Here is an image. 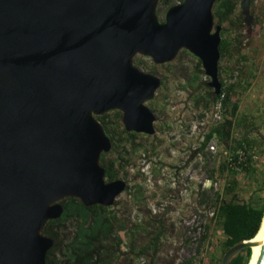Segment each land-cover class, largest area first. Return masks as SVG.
I'll return each instance as SVG.
<instances>
[{
	"label": "water",
	"instance_id": "95a60500",
	"mask_svg": "<svg viewBox=\"0 0 264 264\" xmlns=\"http://www.w3.org/2000/svg\"><path fill=\"white\" fill-rule=\"evenodd\" d=\"M158 1L0 0V264H45L52 238L41 229L62 198L109 206L123 190V179L103 177L111 141L96 116L116 109L125 130L154 132L145 102L160 77L134 54L164 63L183 49L218 92L215 0L170 4L161 20ZM248 4L239 2L246 24ZM252 244L235 241L217 264ZM254 264H264V230Z\"/></svg>",
	"mask_w": 264,
	"mask_h": 264
},
{
	"label": "rangeland",
	"instance_id": "374dc122",
	"mask_svg": "<svg viewBox=\"0 0 264 264\" xmlns=\"http://www.w3.org/2000/svg\"><path fill=\"white\" fill-rule=\"evenodd\" d=\"M179 1L168 0L170 4ZM239 2L237 0L235 13L242 18ZM166 8L157 3L155 11L159 20ZM247 12L249 22L242 21V29L230 26V33L241 30V34L247 35L259 24L264 26V0H249ZM222 25L228 24L223 22ZM197 59L183 49L164 63H154L148 56L138 53L132 57L134 65L156 74L161 83L145 102L155 116L152 134L135 132L132 138L128 137V142L124 134H119L123 128L120 115L112 122L111 131L117 141L105 152V158H112L121 151L126 162L117 174L125 181V186L107 206L113 212V228L121 240L110 264H181L185 259L204 264L209 250L213 248L216 252L218 249L221 236L208 222L212 203L210 199H202L221 185L218 177L212 180L208 176L210 167L217 161L215 140L209 141L214 149L194 152L201 134L214 119L213 104L203 108L194 103V92L188 86L187 81L195 71L201 81L198 91L212 88L206 85L208 77ZM253 90L252 94L246 91V99L255 93L264 97V84L261 90ZM261 129L264 130V126ZM262 156L264 158V154ZM242 195L245 197L247 191ZM207 222L210 225L207 239H201L203 225ZM72 225L69 220L58 228L59 246L72 233ZM141 246L145 247L138 255L130 251V248L137 250ZM55 255L58 260L62 259L59 251Z\"/></svg>",
	"mask_w": 264,
	"mask_h": 264
},
{
	"label": "trees",
	"instance_id": "16d2710c",
	"mask_svg": "<svg viewBox=\"0 0 264 264\" xmlns=\"http://www.w3.org/2000/svg\"><path fill=\"white\" fill-rule=\"evenodd\" d=\"M158 3L166 7L170 5L168 0H159ZM236 3L237 0H215L212 6L214 23L228 24L220 26L219 30L217 62L223 63L217 64L218 92L214 94L212 88L199 92L201 81L195 71L187 81L194 92V103L206 108L216 98L219 99V117L209 123L194 149L196 154L208 151L209 141L215 140L217 161L210 167L208 176L212 180L215 177L221 180L217 190L202 198L210 199L212 207L208 222L221 236L217 254L211 248L204 264H217L221 253L232 243L256 236L264 218V158H261L264 154V130L261 129L264 126V97L255 93L250 99L245 98L246 91L252 94L253 89L259 91L263 88L264 26L259 24L247 35L241 34V30L230 33V26L243 27V19L235 13ZM197 63L200 65L198 59ZM222 74L224 77H221ZM119 115L118 110H109L96 116L111 144L117 141L111 129L112 122ZM119 132L125 135V139L136 134L124 128ZM125 162L121 151L112 158H105V152H101L99 163L103 166L104 179L117 178ZM246 191L244 197L242 194ZM59 202L62 206L60 215L46 220L41 229L43 235L53 239L45 253V264H110L121 244L113 228L112 210L96 203L85 206L78 199L68 196ZM69 220L73 223L72 233L59 246L58 228ZM208 222L203 225L201 239H207ZM144 247L137 250L130 248V251L138 255ZM57 251L62 255L61 260L55 255ZM251 256V249L245 246L228 264H249ZM184 262L181 264H194L192 259H185Z\"/></svg>",
	"mask_w": 264,
	"mask_h": 264
},
{
	"label": "bare ground",
	"instance_id": "6f19581e",
	"mask_svg": "<svg viewBox=\"0 0 264 264\" xmlns=\"http://www.w3.org/2000/svg\"><path fill=\"white\" fill-rule=\"evenodd\" d=\"M261 222L262 223L260 225V230H259L258 234L256 236H254L252 239H250V241H252L253 244L250 246V249L252 251L251 252L252 256H251V260H250L249 264H254L255 253H256L257 247L259 245L263 230H264V218Z\"/></svg>",
	"mask_w": 264,
	"mask_h": 264
},
{
	"label": "built area",
	"instance_id": "2783aa9c",
	"mask_svg": "<svg viewBox=\"0 0 264 264\" xmlns=\"http://www.w3.org/2000/svg\"><path fill=\"white\" fill-rule=\"evenodd\" d=\"M213 107H214V111H213V117L214 119H217L219 117V113H218V106H219V99L216 98L215 101H213ZM208 148L209 149H214L213 145L212 144H209L208 145Z\"/></svg>",
	"mask_w": 264,
	"mask_h": 264
},
{
	"label": "flooded vegetation",
	"instance_id": "af4514ba",
	"mask_svg": "<svg viewBox=\"0 0 264 264\" xmlns=\"http://www.w3.org/2000/svg\"><path fill=\"white\" fill-rule=\"evenodd\" d=\"M160 83H161V79H160Z\"/></svg>",
	"mask_w": 264,
	"mask_h": 264
}]
</instances>
